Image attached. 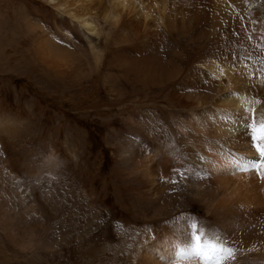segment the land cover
<instances>
[{"label": "bare ground", "instance_id": "bare-ground-1", "mask_svg": "<svg viewBox=\"0 0 264 264\" xmlns=\"http://www.w3.org/2000/svg\"><path fill=\"white\" fill-rule=\"evenodd\" d=\"M48 1L67 22L60 27L65 37L74 41L72 28L79 27L91 40L102 41L91 43L90 54L83 60L81 50L71 51L69 40L61 44L55 35L42 32L34 42L38 62L44 68L58 76L73 75L78 82L94 73L99 76L108 57L104 66L122 71L123 79L131 82L126 83L130 90H122L123 79L106 72L103 79L115 96H153V105L159 102L171 112L187 113L184 119L179 115L178 123L183 143L178 147H185L183 164L176 162L174 150L167 144L153 139L156 128L163 127L160 117H165V112L138 115L148 127L147 138L129 136L128 145L120 152L131 189L141 192L142 199L159 203L161 211L154 216L164 214L172 223L161 232H148L153 241L147 232L137 237L142 247L136 252L130 248L131 254L123 253V244L118 249H105L101 257L107 260V252L116 251L129 264H264V157L258 151L264 148V0ZM192 30L202 31L210 44V56L202 62L195 59L192 69L180 75L172 63L168 71L162 62L141 61L165 36L178 32L189 35ZM100 47L107 48L103 57ZM174 56L183 61L186 58L182 53ZM83 66L90 72L84 73ZM135 73L140 78L135 79ZM178 84H184L183 88ZM184 90L190 95H182ZM205 90L212 96L203 95ZM129 123L136 125L137 121ZM178 176L182 183L174 185L172 179ZM179 186L188 189L182 196L191 197L197 208L188 209L180 220L175 212H185L184 198L178 202L170 193ZM146 203L148 208L143 210H151L150 201ZM198 208L204 210V221ZM140 212L147 220L149 215ZM198 246L204 261L198 259ZM91 256L87 254L86 259Z\"/></svg>", "mask_w": 264, "mask_h": 264}, {"label": "rangeland", "instance_id": "rangeland-1", "mask_svg": "<svg viewBox=\"0 0 264 264\" xmlns=\"http://www.w3.org/2000/svg\"><path fill=\"white\" fill-rule=\"evenodd\" d=\"M62 19L48 0H0V264H129L122 253L107 252L105 260L102 251L124 244L123 253L136 252L142 247L137 237L161 232L172 220H165L164 214L154 216L161 209L152 198L147 199L152 209L143 210L148 208L147 200L128 184L121 148L128 145L129 136L147 138L148 127L138 115L165 112V117H160L164 125L156 128L153 139L167 144L174 150L176 162L183 164L185 147H178L183 144L178 123L179 115L184 119L187 113L171 112L159 102L153 105V96H115L103 77L110 72L123 79V72L104 66L108 57L99 76L94 73L78 82L73 75L58 76L44 68L34 42L42 32L55 35L59 43L69 40L70 50H81L83 60L90 54L91 43L102 41L91 40L79 27L72 28L74 41L68 39L60 29L66 20L57 23ZM190 32L165 36L141 61L162 62L168 71L172 63L182 75L183 70L193 68L195 59L202 62L210 56L209 38L202 31ZM99 49L103 57L107 48ZM175 53L184 54L185 60L176 58ZM81 70L90 72L87 66ZM135 74V79L140 78ZM123 82L122 90H130L128 82ZM183 86L178 84L179 89ZM184 92L189 90L182 92L187 96ZM202 93L212 96L209 90ZM130 118L137 124L129 123ZM172 180L174 185L182 183L180 176ZM182 187L170 192L178 202L184 198L185 212H175L179 220L186 217L188 209L197 211L192 198L182 196L188 192ZM140 209V214L149 215L147 220L139 215ZM199 210L204 221V210ZM131 230L135 232L130 234ZM87 254L93 257L86 259Z\"/></svg>", "mask_w": 264, "mask_h": 264}, {"label": "snow or ice", "instance_id": "snow-or-ice-1", "mask_svg": "<svg viewBox=\"0 0 264 264\" xmlns=\"http://www.w3.org/2000/svg\"><path fill=\"white\" fill-rule=\"evenodd\" d=\"M61 43H64V41H61ZM258 151H259L260 156L264 157V148H258ZM194 239L199 240V237L196 236V237H194ZM197 254H199V253H197Z\"/></svg>", "mask_w": 264, "mask_h": 264}]
</instances>
